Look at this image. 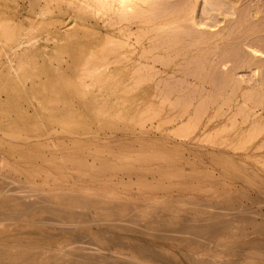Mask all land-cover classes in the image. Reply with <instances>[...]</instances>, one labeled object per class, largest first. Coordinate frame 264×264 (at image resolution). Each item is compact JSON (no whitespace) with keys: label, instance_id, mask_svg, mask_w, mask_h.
<instances>
[{"label":"rangeland","instance_id":"374dc122","mask_svg":"<svg viewBox=\"0 0 264 264\" xmlns=\"http://www.w3.org/2000/svg\"><path fill=\"white\" fill-rule=\"evenodd\" d=\"M229 1L236 14L224 8L211 11L220 21L201 26L218 31L215 52L212 41L197 44L185 38L190 27L169 23L161 29L147 22L150 27L139 30L133 22L126 33L114 36L110 30L118 26L119 17L96 0H0V248L20 255L15 264H27L21 256L28 249L37 250L35 264L48 256L54 264H86L90 257L100 264L166 263L137 251L140 243L170 258L169 264H264V91L246 105L234 101V85L227 84L236 63L249 59L252 47L264 52V0ZM178 39L183 45L197 44L202 53L180 52L175 62L166 48ZM106 49L126 56L106 65ZM188 57L194 58L192 63ZM128 58L137 60L131 64ZM240 70L236 78L245 79L241 93L251 88L247 80L255 77L248 66ZM254 111L262 115L258 133L247 130L237 136L238 126ZM25 183L58 209L72 208L58 205L66 191L96 198L86 217L104 216L100 227L60 229L61 222L75 219L22 203L15 187ZM114 201L122 207L103 210ZM132 206L145 215L141 224L147 231L108 223ZM162 217L172 225H185L186 234L190 228L198 232L184 239L160 237L164 225L157 220ZM212 218L223 226L213 224ZM118 238L119 243L111 244ZM93 245L107 255L84 248ZM0 264L5 263L0 259Z\"/></svg>","mask_w":264,"mask_h":264},{"label":"bare ground","instance_id":"6f19581e","mask_svg":"<svg viewBox=\"0 0 264 264\" xmlns=\"http://www.w3.org/2000/svg\"><path fill=\"white\" fill-rule=\"evenodd\" d=\"M96 1H98L99 3H101L102 4V6H104L107 10H112L111 12H115L116 13V15L119 17L118 18V20L116 21V23H118V26H116L115 28H113V29H111L110 31H111V33L114 35V36H117V34H119V35H122V34H124V33H126V31L127 30H129V29H131L130 27V24L131 23H137L138 22V24H137V26H136V29H139V30H145L146 28H149L150 27V25L148 24H146L145 25V23H152V25H158L159 26V28H161V29H164V27H165V25H167L168 23L169 24H175V26L176 27H190L191 28V31H189V32H187L186 30H183V31H186L187 32V34L184 36L185 38H194V40L196 41V43L197 44H201V43H204V44H207V43H209V42H211L212 41V43L214 44V47L216 48L217 47V45H218V42H219V38H220V36H218V34H217V32H215L214 30L212 31V29L211 30H208V29H205V28H202L201 26H205V27H208V26H214V25H216V23L217 22H219L220 20H218V19H216V16H215V14H213V13H211V14H209V12H211V11H220L221 10V8H224V11H226L227 10V12L228 13H230V14H232V15H234V14H236V6L234 7V5L232 4V2H230L229 0H226V2L224 1V0H204V2L202 1V3H201V1H199V0H96ZM245 12V11H244ZM203 13H207L209 16H207V17H204V15H203ZM238 16V15H237ZM258 16V15H257ZM245 17H246V15H245ZM238 18V17H237ZM207 19H210V20H212L213 22H215V23H208L206 20ZM223 19V18H222ZM221 19V20H222ZM249 19V18H248ZM255 19V18H254ZM127 21L126 23H122V21ZM237 20V19H236ZM251 20V19H250ZM187 21H190L191 22V24L192 25H189L190 23L189 22H187ZM225 21V20H224ZM254 21V20H253ZM256 21V20H255ZM141 22H144L143 24H139V23H141ZM210 22V21H209ZM250 22V21H249ZM167 23V24H166ZM187 23H189L188 25L189 26H187ZM245 23V22H244ZM251 23V22H250ZM112 24H114V23H112ZM260 24H261V22H260ZM237 26V25H236ZM239 26V25H238ZM247 26V25H246ZM234 27V26H233ZM153 28V27H152ZM237 28V27H236ZM86 30V29H85ZM150 30H151V28H150ZM154 30V29H153ZM264 30V29H263ZM132 31V30H131ZM134 31H135V29H134ZM224 32V31H223ZM133 33V32H132ZM135 33H137V32H135ZM144 33V32H143ZM96 34V33H95ZM131 34V33H130ZM183 34V33H182ZM229 34V33H228ZM207 35V36H206ZM220 35H221V33H220ZM260 35H261V33H260ZM262 35H264V34H262ZM130 36V35H129ZM129 36H128V38H129ZM134 36V35H133ZM137 36V35H136ZM252 36V35H251ZM251 36H250V38H251ZM245 37V36H244ZM260 37V36H259ZM98 38V37H97ZM96 38V39H97ZM113 38V37H112ZM134 38H135V36H134ZM261 38V37H260ZM103 40V39H102ZM109 40H111V39H109ZM258 40V39H257ZM256 40V41H257ZM261 40H263V39H261ZM119 41H121V40H119ZM118 41V42H119ZM135 41V40H134ZM245 41H247L246 39H245ZM224 42V41H223ZM248 42V41H247ZM110 43V42H109ZM241 43V42H240ZM255 43H257V42H255ZM262 43V42H261ZM93 44V43H92ZM111 44H113V43H111ZM114 44H115V42H114ZM113 44V45H114ZM166 44V43H165ZM177 44H179V45H177ZM197 44L196 45H194V46H191V45H183V43H182V41H180L179 39L178 40H172L171 41V43L169 44V46L166 48L167 49V51H169L170 52V54H173L174 53V55L173 56H175V62H177L180 58H178V57H176L177 55L176 54H179L180 52L181 53H183V54H186V56H188L187 54H189V55H195V56H198L199 55V53L201 54L202 53V49H200L199 48V46H197ZM226 44V43H225ZM224 44V45H225ZM228 44H230V43H228ZM227 44V45H228ZM248 44V43H247ZM246 44V45H247ZM102 45V44H101ZM100 45V46H101ZM105 45H107V44H105ZM119 45L120 46H122V45H125L124 44V42H119ZM249 45V44H248ZM251 45V44H250ZM260 45V44H259ZM262 45V44H261ZM260 45V46H261ZM21 46V45H20ZM103 46V45H102ZM102 46H101V48H102ZM236 46V45H235ZM242 46V45H241ZM256 46V45H255ZM213 47V46H212ZM219 47V46H218ZM243 47V46H242ZM249 47H251V46H249ZM105 48V47H104ZM212 49V48H211ZM231 49H232V46H231ZM107 50V51H106ZM105 50V53H104V55H105V60H104V62H105V64L106 65H108V64H115V63H118V62H122L123 61V59H124V56H126V54L124 53V52H119L118 51V53L117 54H112V53H110L109 51H110V49H106ZM217 50V48L215 49V52H217L216 51ZM238 50V49H237ZM248 50H250V49H248ZM247 50V51H248ZM261 49H258V48H256V47H252V49H251V51H253V53L251 52V55H249L250 57H249V59H246L245 57H247V56H245L243 59H241V61L239 62H237L236 63V65L234 66V68H233V70L230 72L231 73V75H229L228 76V80H227V84L230 86V84H232V86L234 85V87H232L231 89H232V91L234 90L235 92H234V101L236 100V101H238V102H240L241 100L243 101V104H246L247 105V101H249V100H251L252 99V96L254 95V94H256V93H261L262 91H264V90H262L263 89V85H264V78L261 76V74H262V70H263V66H264V64L263 63H260L259 61H261V62H263V60H261L262 58L261 57H263V56H261L262 54H264V52H262V51H260ZM221 52V51H220ZM241 52H242V50H241ZM249 53H250V51H249ZM248 53V54H249ZM125 54V55H124ZM212 54V53H211ZM211 54H210V56H211ZM224 54V53H223ZM231 54V53H230ZM252 54H253V56H252ZM260 56H259V55ZM204 55H205V53H204ZM239 55H240V53H239ZM245 55V54H244ZM246 55H247V53H246ZM235 56V55H234ZM241 56H242V54H241ZM216 57V56H215ZM224 58L222 59V58H220V60L222 59V64H223V60L225 61L226 59H225V56H223ZM236 57H238V56H236ZM183 59H185L186 57H182ZM193 59L194 58H190V57H188V59L186 60V61H188V62H190V63H192L193 62ZM213 60H214V58H212ZM264 59V58H263ZM131 60V64H133L136 60H137V58H128L127 59V61L129 62ZM216 60V59H215ZM218 60V59H217ZM216 60V61H217ZM220 60H218L219 62H220ZM103 61V60H102ZM207 61H208V58H207ZM207 61H206V63H207ZM217 61V62H218ZM210 63V62H209ZM208 63V64H209ZM130 64V65H131ZM145 64V63H144ZM143 64V65H144ZM205 64V63H204ZM216 64V63H215ZM206 65V64H205ZM217 65V64H216ZM220 65V64H219ZM244 66H248L252 71H254V77H255V79L253 80V81H251V80H247L248 81V83H250V85H248V86H250L251 88L249 89V90H247V91H245V92H241L240 93V90L242 89V87H241V82H242V80H245V79H242V78H240V77H237L236 78V74L237 73H239V74H241L240 73V71H242V70H240V69H242V68H244ZM148 67V66H147ZM206 67V66H205ZM214 67V66H213ZM222 67V66H221ZM199 68H200V66H199ZM228 68V67H227ZM219 69V68H218ZM206 70V69H205ZM215 70V69H214ZM249 70V69H248ZM247 70V71H248ZM251 70L249 71V73L251 72ZM204 71V70H203ZM221 71V73H222V71H223V69H221L220 70ZM226 71H229V70H226ZM191 72V71H190ZM202 72V71H201ZM200 72V73H201ZM89 73V72H88ZM187 73V72H186ZM193 73V72H192ZM208 73H209V71H208ZM214 73V72H213ZM220 74V73H219ZM223 74V73H222ZM210 76H211V73H210ZM212 76H213V74H212ZM194 77V76H193ZM207 77V76H206ZM222 77H223V75H222ZM198 78V77H197ZM221 79V78H220ZM252 79V78H251ZM206 80H207V78H206ZM219 81V80H218ZM217 81V82H218ZM213 82H214V80H213ZM164 83V82H163ZM225 83V82H224ZM209 83H208V87H209ZM214 85V84H213ZM215 85H218V83L217 84H215ZM211 86H212V84H211ZM200 87H201V85H200ZM204 88V87H203ZM228 88V87H227ZM240 88V89H239ZM170 89H171V87H170ZM179 90V89H178ZM227 90V89H226ZM190 91V90H189ZM223 91H225V89L223 90ZM228 91V90H227ZM216 93V92H215ZM167 94V93H166ZM200 94V93H199ZM195 95V94H194ZM215 95V94H214ZM226 95V94H225ZM153 96V95H152ZM164 96V95H163ZM191 96H193V95H191ZM222 96V95H221ZM198 97V96H197ZM257 97V96H256ZM167 98V97H166ZM211 98V97H210ZM242 98V99H241ZM163 99V98H162ZM205 99V98H204ZM207 99V98H206ZM256 99V98H255ZM168 100V99H167ZM165 101V100H164ZM263 101V100H262ZM212 103H213V101H211ZM216 102V101H215ZM202 103V102H201ZM203 103H205V101L203 102ZM207 103V102H206ZM179 104V103H178ZM177 105V104H176ZM182 105V104H181ZM183 105H185V104H183ZM205 105V104H204ZM241 105H242V103H241ZM198 106L199 105H197V108H198ZM244 106V105H243ZM200 107V106H199ZM226 107H227V105H226ZM183 108V107H182ZM196 108V107H195ZM201 108V107H200ZM214 107H212V109H213ZM222 108V107H221ZM231 108H232V106H231ZM243 108H245V106L243 107ZM259 108V107H258ZM199 109V108H198ZM202 109V108H201ZM200 109V110H201ZM223 109V108H222ZM185 110V109H184ZM196 110V109H195ZM204 110H205V108H204ZM211 110V109H210ZM199 111V110H198ZM207 111V110H206ZM230 111V110H229ZM237 111H238V108H237ZM194 112V111H193ZM224 112V111H223ZM209 113V112H208ZM235 113H237V112H235ZM206 114V113H205ZM211 114V113H210ZM217 114V113H216ZM240 114V113H239ZM254 116H252V115H247L248 117L245 119V121H243V122H245V123H241L239 126H238V128H237V132H236V135L237 136H240V135H242L243 134V132L244 131H247L246 133H250V132H252V131H255V132H257L258 133V129H259V123H260V121H261V119H262V115H261V113L260 114H258V115H256V113H255V111L252 113ZM207 115V114H206ZM234 115V114H233ZM246 115V114H245ZM256 115V116H255ZM236 116H238L237 114H236ZM191 118V117H190ZM178 119V118H177ZM202 119H203V117H202ZM236 119H237V117H236ZM210 120V119H209ZM202 123V122H201ZM200 123V124H201ZM226 123H228V121H226ZM232 123H234V122H232ZM156 124V123H155ZM185 125V124H184ZM222 125V124H221ZM206 127H208V125L206 124L205 125ZM190 127H192V125L190 126ZM229 127H230V125H229ZM175 128H176V126H175ZM174 128V129H175ZM225 128V127H224ZM261 128H262V126H261ZM222 129V128H221ZM226 129H228V128H226ZM191 130V129H190ZM263 130V129H262ZM192 132V131H191ZM195 133V132H194ZM215 134V133H214ZM213 134V135H214ZM218 135V134H217ZM210 136V135H209ZM216 136V135H215ZM249 140V139H248ZM247 141V140H246ZM264 141V140H263ZM178 142V141H177ZM243 144V143H242ZM245 144V143H244ZM196 146V145H195ZM207 146H209V145H207ZM210 147V146H209ZM213 147V146H212ZM190 149V148H189ZM205 149V148H204ZM222 149V148H221ZM236 149V148H235ZM234 150V149H233ZM258 150V149H257ZM213 151V150H212ZM222 151V150H221ZM215 152H217V150L215 151ZM225 152V151H224ZM227 152V151H226ZM225 152V153H226ZM207 153V152H206ZM209 154V153H208ZM208 154H207V156H208ZM228 154V153H227ZM138 155V154H137ZM223 155V154H222ZM229 156H230V154H228ZM239 155H241V154H239ZM145 156V155H144ZM210 156H212V155H210ZM216 158V157H215ZM231 158H233V157H231L230 156V159ZM237 158V157H236ZM238 159V158H237ZM236 159V162L238 161ZM232 160V159H231ZM235 160V159H234ZM233 160V161H234ZM102 162V161H101ZM100 164V163H99ZM240 164V163H239ZM95 165V164H94ZM108 165V164H107ZM117 165V164H116ZM241 165V164H240ZM243 165V164H242ZM104 166V165H103ZM97 167V166H96ZM111 167V166H110ZM227 168V167H226ZM240 168V167H239ZM128 169V168H127ZM131 170V169H130ZM254 171V170H253ZM215 173H217V172H215ZM231 173V172H230ZM228 174V173H227ZM242 175V174H241ZM2 176V178H3V175H1ZM125 176V175H124ZM264 176V175H263ZM6 177V176H5ZM243 176H241V178H242ZM262 177V176H261ZM234 178H236V177H234ZM13 180V179H12ZM243 180H244V178H243ZM10 183V182H9ZM24 183V182H23ZM143 183V182H142ZM6 184V183H5ZM5 184H3V185H5ZM250 184V183H249ZM248 184V185H249ZM0 186H1V184H0ZM8 186V184H6V187ZM14 186V185H13ZM5 187V186H4ZM9 187H10V185H9ZM112 187V186H111ZM253 187V186H252ZM11 189H12V187H10ZM16 188V191L17 192H19L20 193V201L23 203V202H25V203H27V204H29L28 206L29 207H32L34 210H36V211H38V209H39V207H43V209H45L46 211H47V209L48 210H52V209H54V211H57V212H59L60 214H62L64 217H68V218H70V219H75V220H69L68 222H65V224H63L62 225V222L60 221V220H58V221H60L61 223V225L59 224V228L60 229H62V230H69V231H71V230H77L78 228H80V227H85V226H97V227H100V225H101V223H102V220L101 219H103V217L101 218V219H88L86 216L89 214H87L86 213V211L88 210V209H91L92 207H93V201H95V199H94V197L91 199V197H90V199H86V198H80V197H78V196H75V195H73V194H69V191H66V192H68V194H65L64 196H62L61 198H60V200L58 201V205H66V204H69V207L70 206H72V208H70V209H64V208H62V209H58V208H56V207H54L53 205H54V203L55 202H53L50 198H43V197H41V195H43V194H41L40 195V192H39V190H38V188H36V187H32V184L31 185H26V183L25 184H18V186L17 187H15ZM13 190H14V188H13ZM13 190H12V192H13ZM65 190H66V188H65ZM11 192V190H8V192ZM55 191V190H54ZM258 191V190H257ZM15 192V191H14ZM17 192H15L16 194H17ZM65 192V193H66ZM71 192V191H70ZM42 193V192H41ZM246 194V193H245ZM262 195V194H261ZM21 196H22V198H21ZM94 196V195H93ZM140 197V196H139ZM253 197V196H252ZM189 198V197H188ZM106 199V198H105ZM140 199V198H139ZM190 200H192L191 198H189ZM261 199V198H260ZM107 200V199H106ZM173 200V199H172ZM171 200V201H172ZM179 200V199H178ZM200 200H201V198H200ZM116 201V200H115ZM109 202V205H106L105 204V208H103V207H101V208H103V210H113L114 208H121L122 206V203H116V202ZM261 201V200H260ZM117 202H119L118 200H117ZM123 202V201H122ZM126 202V201H125ZM173 202V201H172ZM195 202V201H194ZM193 202V203H194ZM255 202L257 203V201L255 200ZM259 202V201H258ZM128 203V202H127ZM180 203H181V200H180ZM179 203V204H180ZM192 203V204H193ZM218 203H219V201H218ZM56 204V203H55ZM103 204V203H102ZM144 205H147L146 203H143ZM182 204V203H181ZM190 204V203H189ZM205 204V203H204ZM263 204V203H262ZM149 205V204H148ZM151 205V204H150ZM197 205V204H196ZM196 205H194V206H196ZM234 205V204H233ZM238 205V204H237ZM100 206H102V205H100ZM104 206V205H103ZM153 206V205H152ZM183 206V205H182ZM187 206V205H186ZM201 207V208H203V205L202 204H200V202H198V205H197V207ZM207 206V205H206ZM205 205H204V207H206ZM210 206V205H209ZM219 206V205H218ZM222 206V205H221ZM155 207V206H154ZM198 207V208H199ZM211 207H212V204H211ZM173 208V207H172ZM200 208V209H201ZM220 208L221 207H219V208H217L218 209V211H222V210H220ZM223 208V207H222ZM227 208V207H226ZM28 209V208H27ZM215 210H216V208H214ZM213 209V211H215ZM245 209V211L248 209H246V208H244ZM20 210V209H19ZM122 210V209H121ZM139 208L137 207V206H132V207H130V208H128V210L125 212V213H122L121 212V215L120 216H118V217H116V218H114V219H112L111 220V222L109 221L108 223H114L116 226H118V227H122V228H127V229H129V230H131V231H136V232H138V231H141V232H144V231H147L146 230V226H144V225H142L141 224V220L143 221V219L145 218V215H143V214H141V213H139ZM168 210V209H167ZM173 210V209H172ZM177 210V209H176ZM101 211V210H100ZM150 211V210H149ZM244 211V210H243ZM13 212V211H12ZM110 212V211H109ZM112 212V211H111ZM113 212H115V211H113ZM197 212V211H196ZM224 212H226V211H224ZM233 211H231V214H232V216H233V213H232ZM248 212H249V209H248ZM116 213V212H115ZM150 213V212H149ZM162 213V212H161ZM181 213H183L182 211H181ZM213 213V212H212ZM221 213H223V211L221 212ZM220 213V214H221ZM227 213V212H226ZM158 214V213H157ZM214 214H217L216 213V211L214 212ZM231 214H230V218H231ZM257 214V213H256ZM90 215V214H89ZM152 215H153V213H152ZM213 215V214H212ZM17 216V215H16ZM16 216H15V218H16ZM91 216V215H90ZM185 216H187V215H185ZM225 216V215H224ZM227 216H229V214L227 215ZM217 217V216H216ZM226 217V216H225ZM234 217V216H233ZM2 217H0V219H1ZM5 218V217H4ZM50 220H51V217H48ZM48 218H47V220H48ZM53 218V217H52ZM158 218V217H157ZM187 218V217H186ZM205 218H207V217H205ZM263 218V217H262ZM45 219H46V217H45ZM188 219H189V217H188ZM201 219V218H200ZM213 219V218H212ZM211 219V220H212ZM218 219H220V218H218ZM3 220V219H2ZM38 220V219H37ZM40 220V219H39ZM46 220V221H47ZM104 220H106V219H104ZM151 220V219H150ZM173 220H175V219H173ZM185 220V219H184ZM211 220H209V222L211 221ZM223 220V219H222ZM225 220H227V219H225ZM224 220V221H225ZM44 221V220H43ZM51 221H54V220H51ZM50 221V225H53V224H51L52 222ZM55 221H57L56 219H55ZM54 221V222H55ZM55 222V224L57 223H59V222ZM107 221V220H106ZM189 221V220H188ZM208 221V220H207ZM216 221V220H215ZM214 221V219H213V221H211V222H213V224L214 223H216ZM229 221V220H228ZM228 221H226L227 223H228ZM42 221L40 220V223H41ZM49 222V221H48ZM104 222V221H103ZM144 222V221H143ZM157 222H159L160 224H162V225H164V228L162 229V230H159L160 231V233L159 234H157L158 236H160V237H163V238H168V237H177V238H179V239H181L180 237H183V239H184V237L188 234V235H192L193 234V237H194V234H195V232H198V226H195V227H197V229H195V227H194V229L195 230H197V231H195L194 233H193V231L192 232H190V229H192V228H190V226H189V232H187V234H186V229H184L185 227V225L183 226H181V225H177V224H173L172 225V223H170L167 219H165V218H160L159 220H157ZM220 222V223H219ZM219 222H217L216 223V225H219L218 227H220V226H223V225H220L223 221H219ZM225 222V223H226ZM42 223H45V222H42ZM47 223V222H46ZM224 223V222H223ZM191 224V223H190ZM204 224H206V223H204ZM212 224V225H213ZM195 225V224H194ZM200 225H201V223H200ZM211 224H209L208 226H210ZM216 225H215V227H216ZM226 225V224H225ZM193 225L191 224V227H192ZM230 226V225H229ZM55 227H56V225H55ZM231 227V226H230ZM261 227V226H260ZM159 229H161V227L159 228ZM208 229V228H207ZM232 229V228H231ZM102 230V229H101ZM200 230V229H199ZM212 230V229H211ZM213 230L215 231V228H213ZM212 230V231H213ZM260 230V229H259ZM157 231V230H156ZM155 231V233H157ZM217 231V230H216ZM87 232V231H86ZM85 232V233H86ZM102 232V231H101ZM105 232V231H104ZM202 232V231H201ZM69 233V232H68ZM72 233V232H71ZM76 233V232H75ZM88 233V232H87ZM109 233V232H108ZM121 233V232H120ZM214 233V232H213ZM251 233V232H250ZM103 234V233H102ZM151 234V233H150ZM154 234V233H153ZM198 234V233H197ZM106 235V234H105ZM104 235V236H105ZM107 235H110V234H107ZM106 235V236H107ZM137 235V234H136ZM154 235H156V234H154ZM196 235V234H195ZM80 237V234L79 235H75L74 236V238H77V237ZM81 236H83V234L81 235ZM115 236V238H117V236L116 235H114ZM102 237V236H101ZM192 237V236H191ZM190 237V238H191ZM199 237V236H198ZM74 238H72V239H74ZM99 238V237H98ZM108 238H110V236H108ZM136 238V237H135ZM87 239V238H86ZM119 239V238H118ZM193 239V238H192ZM200 239H202V237H200ZM83 240H85V239H83ZM87 240H89V239H87ZM187 240V239H186ZM77 241V240H76ZM80 241V240H79ZM86 241V240H85ZM91 241V240H90ZM110 241H112V239L110 240ZM121 240L119 239L118 241H112V243L111 244H117V243H119ZM188 241H190L189 239H188ZM208 241V240H207ZM206 241V242H207ZM87 242H89V241H87ZM91 242H93V241H91ZM117 242V243H116ZM90 243V242H89ZM94 243V242H93ZM123 242H121V245H123L122 244ZM210 243V242H209ZM71 244H73V243H71ZM81 244H82V240H81ZM83 244H85L86 245V242L85 243H83ZM109 244V243H108ZM114 244V245H115ZM125 244V243H124ZM136 244H138V243H136L135 242V245ZM141 245H136V247H137V251L139 250V252H143L146 256H149V257H152V258H157V259H164L163 261H162V263H167V264H169V259L170 258H168V260H167V258L166 257H162L161 256V254H159V253H157L156 252V249L154 250V249H152L153 247H151L149 244H147V243H140ZM32 245V244H31ZM78 246H79V243L77 244ZM89 245V244H88ZM92 245V243H90V246ZM126 246L128 245V244H125ZM208 245V244H207ZM71 246V245H70ZM81 246V245H80ZM86 247V246H84V248L90 253V252H97L98 250H99V252H105V251H100V249H98L97 247H95V245H93L94 246V248H93V246L92 247ZM109 246H110V244H109ZM125 246V247H126ZM129 246H131V244L129 245ZM133 246V245H132ZM35 247L36 248H40V245H35ZM259 247V246H258ZM134 248V247H133ZM257 248V247H256ZM259 248H261V247H259ZM227 249V248H226ZM97 250V251H96ZM163 252V251H162ZM128 253V252H127ZM143 253H142V255H143ZM63 254V253H62ZM103 254V253H102ZM105 254L107 255V253L105 252ZM71 255V254H70ZM76 256V255H75ZM126 256H129V254L128 255H126ZM141 256V255H140ZM164 256H165V253H164ZM191 256V255H190ZM189 256V257H190ZM16 257L17 258H19L20 257V255L18 254V253H13V252H11L10 250H8V248H4V249H2V248H0V259L1 260H3V262L5 263V264H15V262L13 261V260H16ZM51 256H48L47 258H43V259H41V262H40V264H54V261H51V258H50ZM78 257V256H77ZM169 257V256H168ZM37 258H38V253H37V250H27V252H25L22 256H21V259L22 260H24V261H27V264H35L34 262L37 260ZM85 258V257H84ZM87 258V257H86ZM121 258V257H120ZM122 258H124V257H122ZM126 258V257H125ZM130 258V257H129ZM129 258H127V259H129ZM160 259V260H161ZM172 259V258H171ZM192 258H190V260H191ZM206 259V258H205ZM80 260H82V258H80ZM87 261H86V264H100V263H98L94 258H92V257H90V258H88V259H86ZM130 260H132L131 258H130ZM136 260V259H135ZM200 260V259H199ZM134 261V260H133ZM202 261H204V260H202ZM207 261V260H206ZM224 261V260H223ZM72 262V261H71ZM171 262H173V261H170V263ZM200 262V261H199ZM165 263V264H166ZM196 263V262H195ZM206 263H208V262H206ZM205 263V264H206ZM233 263V262H232ZM38 264V263H37ZM108 264H109V262H108ZM150 264V263H149ZM151 264H152V262H151ZM157 264V263H156ZM159 264V263H158ZM174 264V263H173ZM177 264H178V262H177ZM201 264V263H200Z\"/></svg>","mask_w":264,"mask_h":264}]
</instances>
